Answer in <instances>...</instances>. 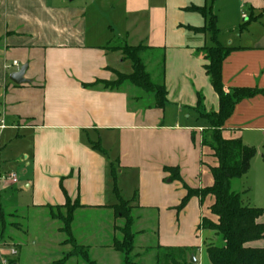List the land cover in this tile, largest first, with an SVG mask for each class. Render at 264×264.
<instances>
[{"label":"crops","instance_id":"0c3cea01","mask_svg":"<svg viewBox=\"0 0 264 264\" xmlns=\"http://www.w3.org/2000/svg\"><path fill=\"white\" fill-rule=\"evenodd\" d=\"M81 2L83 6L77 5L79 0H0V125L5 126L0 131V211L6 213L2 202L6 197V207L17 216L43 210L54 223L59 222L52 218L59 213L57 208L63 212L68 200L77 203L72 225L76 244L89 248L95 264H123V255L112 245L115 238H122L116 229L119 222L125 224L113 207L124 201L132 208L133 227L147 218L144 214L133 218L135 210L157 215L151 230L156 247L138 253V264L144 255L162 251L160 247L193 248L190 259L194 257L195 264H210L207 257L199 260L195 254L202 253L204 234L199 227L204 217H211L214 199L208 197L202 204L192 198L180 214L176 211L187 195L183 184L191 189L211 187V168L218 165L202 145L208 123L196 112L198 93L205 98L207 112L220 108L206 74L208 62L197 52L213 43L209 33L189 29L205 27L208 20L188 9H209L211 2L218 42L236 49L223 63L225 89L259 91L236 105L224 136L256 149L254 195L248 183L252 162L249 173L239 180L240 189L233 183V190L244 206L264 210V0ZM140 45L164 54L165 109L154 108L153 96L151 101L133 97L131 89L85 88L116 81L124 62L114 49ZM24 66L29 83L16 85L10 75ZM98 144L104 152L94 148ZM169 168H178L182 180H170ZM131 181L136 186L127 198L123 194ZM88 210L112 214L111 242H98L95 232L76 231L77 215ZM260 222L264 224V216ZM55 229L63 235L60 227ZM21 231L9 235L18 250L15 264H27V248L39 246L29 228L24 232L28 240L18 236ZM133 232L139 233L136 246L147 232ZM39 239L44 241L43 264H56L72 252L64 243L66 236L49 244L43 234ZM253 244L264 249V239ZM66 264L86 263L72 257Z\"/></svg>","mask_w":264,"mask_h":264},{"label":"trees","instance_id":"16d2710c","mask_svg":"<svg viewBox=\"0 0 264 264\" xmlns=\"http://www.w3.org/2000/svg\"><path fill=\"white\" fill-rule=\"evenodd\" d=\"M188 10L201 14L208 25L202 28H189L196 33L211 36L212 46L198 49V53L204 55L208 62L205 70L210 79L211 85L219 97L220 108L218 112H207L205 98L198 93L196 112L199 119L208 123V127L203 133L202 145L208 148L212 156L218 161V165L211 168L213 185L204 189H191L183 184L187 191L186 197L176 208L180 214L189 204L192 198H198L200 203H204L208 197L214 199L210 207L211 217H204L199 230L203 232V250L210 264H264V249L254 248L251 245L264 239V224L260 222L264 216L263 209L246 207L242 203L241 195L233 190V183L241 180L251 169V162L256 156L254 147L246 146L241 139H227L224 136L226 122L233 115L238 103L254 98L259 91L255 89H235L227 91L223 84L222 69L224 60L236 49L227 48L218 42L219 30L217 18L212 14L211 8L192 7ZM254 22V18L248 24ZM246 26L241 27V29ZM153 49L138 46L123 48V54L133 63V73L124 75L117 73V80L114 82L98 81L85 88L96 89L101 87L107 91H119L126 83H131L154 97V108L163 110L167 105V89L164 83L165 57L162 55L161 80L155 82L152 76L146 71L143 65L141 54ZM100 152H104L100 145L94 147ZM171 173L170 180L181 181L178 168L167 169ZM80 207L77 203H68L64 207L68 210V215L56 216L52 214L54 220L63 223L64 227L59 231L66 235V245H74L73 250L63 260L56 264H66L72 257H79L87 264H95L90 258L89 248L79 246L73 239L72 225L74 213ZM117 217L125 220V224L118 229L122 238H115L113 249L123 255V264H138L139 254L133 255L136 246L135 238L139 233L133 232L134 220L130 216L132 210L129 203L121 201L119 206L113 207ZM63 209V208H62ZM59 207L56 210L61 213ZM9 217V216H8ZM5 213L0 211V243L4 240H11L6 236ZM163 255L157 257V264H193L190 255L195 252L193 248H161ZM15 264V262H12Z\"/></svg>","mask_w":264,"mask_h":264},{"label":"rangeland","instance_id":"374dc122","mask_svg":"<svg viewBox=\"0 0 264 264\" xmlns=\"http://www.w3.org/2000/svg\"><path fill=\"white\" fill-rule=\"evenodd\" d=\"M79 2L80 3H78L77 5H81V6L84 5V3L81 2V0H79ZM202 4H204V3H202ZM208 5L210 8L211 2H209ZM199 19L202 21L201 24H203V21H204L203 18L201 17ZM232 34H234V33H232ZM232 34H226V35H227V37H229V36H233ZM207 46H210V44H208ZM114 50L121 53V56H122V59L124 62L123 67L120 68V72H121L120 74H124V75L132 74L133 73V63L129 59L126 58V55L123 54V47L118 46ZM141 56H142L143 65L145 66L146 71L152 76L154 81L158 80V82H159L161 80V75H162V72H161L162 54H161V52L155 53V52L149 50L148 52L141 54ZM122 88L123 89H131L132 90L131 95H133V97L134 96L135 97L141 96L143 98V100L145 98L146 101H151L153 99L152 96H149V95L146 96L145 94H143L141 89H139L137 86H135L131 83L124 84L122 86ZM251 142H252V144H254V139ZM121 181H119V183H118L120 186H121ZM253 182H254V159L252 161V171L248 177V183H249V186H251V192H252L251 195H254V185L253 186L251 185V184H253ZM234 183L236 185V189L239 190L241 182L235 181ZM135 186H136V183L134 181H131L128 184L127 188L125 189L123 196H126L127 198H129L132 195ZM5 198L6 197H4L2 202H3V208L6 211V213H5L6 223L9 224V228L6 229V236L12 235L13 233H18L19 231L22 230L20 232V234H18V236L22 239H27L24 237V235H25L24 232L27 231V229L29 228L30 236L32 238L37 237V239H34V240L39 246L35 247V246L31 245L30 246L31 248H29V247L27 248V251L25 252V257H24L25 261L27 264H43L44 258H46V256L42 253V251L40 249V247H42L44 245V241L39 239L40 234H43L44 240L48 241V243H46V244L55 243L59 240H64L66 235L63 233H62L63 235L58 234V232L55 229V227H60V229L63 228L64 227L63 223H60V222L52 223L50 220H48L50 218L48 217L47 213L43 210H41V211L26 210L17 216V214L13 213L14 212L13 209H11V208L9 209L6 207L7 204H6ZM10 213H12V214H10ZM143 214H144V216H147V218L138 222L135 225V227H133V231H135V232L136 231H145V232H147V234L145 236L139 237L136 240V249H135L133 255H136L138 253L144 254V251L146 248L156 247V244H157V240H156L155 235L151 233V230H154V227L156 226L155 224H156L157 215L152 210H150V212H148V213H143L141 211L135 210L131 215L134 218L135 216L143 215ZM55 215L56 216L62 215L64 217H66L68 215V210H65L61 213L60 212L56 213ZM77 218H78L77 224L79 226L77 227L76 231L79 232V230H82L80 232H85V233L95 232V233H97V235H99V238H100L98 242H103V243H106L108 241L111 242L108 239V237H109L108 231H110L109 228L112 224L111 222H112L113 218H112V214L110 212H108V210H100V211L88 210L85 212H80L77 215ZM121 224H124V222H122V223L119 222V225L116 227L117 230L120 228L119 226H122ZM81 225H83L84 227H82ZM36 240H38V241H36ZM203 240H204V237H202V244H203ZM73 246L74 245L70 244L68 247H71L73 250ZM0 247H1V250L3 251V253L5 252V249H6V252L4 254H6L5 256H7V254L9 253V251L12 248V243L10 240L5 239L4 243H0ZM51 249L56 250L57 248H51ZM150 254L144 255V257L141 260H139V264H157V257L163 255L164 252L159 251L156 253L154 252L153 255L152 254L150 255ZM195 256L199 260H202L203 256L207 257L205 254V251L203 249H202V253H199V254L196 253ZM59 261H61V260H56V263H58Z\"/></svg>","mask_w":264,"mask_h":264},{"label":"built area","instance_id":"2783aa9c","mask_svg":"<svg viewBox=\"0 0 264 264\" xmlns=\"http://www.w3.org/2000/svg\"><path fill=\"white\" fill-rule=\"evenodd\" d=\"M13 66L19 69L18 62H14ZM4 128H5L4 123H2L0 125V131L3 130ZM15 178H16L15 176L10 177V179H15ZM2 252L3 251L1 250L0 247V264H12V262L14 261L13 259H15L18 256V251L13 247L11 248L7 256H5L6 254H3Z\"/></svg>","mask_w":264,"mask_h":264},{"label":"water","instance_id":"95a60500","mask_svg":"<svg viewBox=\"0 0 264 264\" xmlns=\"http://www.w3.org/2000/svg\"><path fill=\"white\" fill-rule=\"evenodd\" d=\"M27 70H28V67L24 66L19 71L11 74L10 75V81H12L16 85H22V84L29 83V81H26L24 79ZM191 263H193V264L196 263V259L194 257H192Z\"/></svg>","mask_w":264,"mask_h":264}]
</instances>
